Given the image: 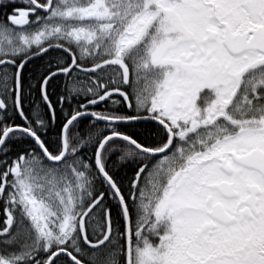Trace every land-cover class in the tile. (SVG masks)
<instances>
[{"label": "snow or ice", "instance_id": "1", "mask_svg": "<svg viewBox=\"0 0 264 264\" xmlns=\"http://www.w3.org/2000/svg\"><path fill=\"white\" fill-rule=\"evenodd\" d=\"M0 264H264V0H0Z\"/></svg>", "mask_w": 264, "mask_h": 264}]
</instances>
